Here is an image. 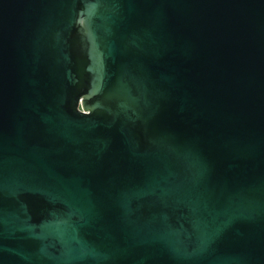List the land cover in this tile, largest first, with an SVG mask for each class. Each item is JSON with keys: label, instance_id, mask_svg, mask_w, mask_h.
<instances>
[{"label": "water", "instance_id": "1", "mask_svg": "<svg viewBox=\"0 0 264 264\" xmlns=\"http://www.w3.org/2000/svg\"><path fill=\"white\" fill-rule=\"evenodd\" d=\"M0 264H264V0H0Z\"/></svg>", "mask_w": 264, "mask_h": 264}]
</instances>
